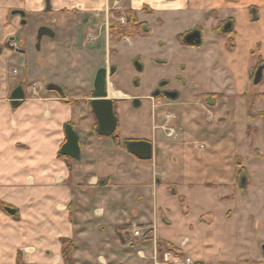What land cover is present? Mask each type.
Returning <instances> with one entry per match:
<instances>
[{
    "label": "crops",
    "instance_id": "0c3cea01",
    "mask_svg": "<svg viewBox=\"0 0 264 264\" xmlns=\"http://www.w3.org/2000/svg\"><path fill=\"white\" fill-rule=\"evenodd\" d=\"M42 1L0 0V15L11 8L37 11ZM52 1L56 11L105 9V0ZM127 2L137 13L149 6L160 28L176 14V42L201 30L199 46L156 43L164 53L176 50L182 85L163 68L145 79L143 89L132 90L128 59L139 54L122 56L120 45L111 57L106 47L81 43L77 34L44 43V56L27 43L19 54L23 73L11 70L17 77L9 78L7 62L17 55L0 54V264H16L19 254L25 264H62V239L73 242V258L84 264H181L185 257L203 264H264V236L255 233L264 225V188L252 202L247 165L264 159L257 145L264 138V109L257 106L264 100V69L253 82L264 63V29L257 35L254 24L264 15V0ZM78 19L88 17L80 13ZM226 20L231 50L225 39L211 37L218 21ZM4 23L0 18V40L15 33ZM136 45L143 44L131 49ZM108 64L121 66L107 81L117 118L113 138L96 133L90 107L95 73ZM162 78L178 97H151ZM48 84L61 87L62 95L47 90ZM18 85L24 99L14 107L10 95ZM66 125L78 135V161L59 154ZM130 140L150 142L152 159L131 155L125 147ZM135 229L142 236L149 232L147 239L135 238ZM157 241L175 252L163 248L159 254Z\"/></svg>",
    "mask_w": 264,
    "mask_h": 264
},
{
    "label": "flooded vegetation",
    "instance_id": "af4514ba",
    "mask_svg": "<svg viewBox=\"0 0 264 264\" xmlns=\"http://www.w3.org/2000/svg\"><path fill=\"white\" fill-rule=\"evenodd\" d=\"M20 1H24V0H20ZM115 4L117 5L118 3L116 2ZM130 10L133 9L131 8L126 9L125 13ZM105 12L106 9H93V12L82 11L80 9H71V10L61 9L59 11H56L52 0H43L41 9L37 11H28L25 8H11L4 17L0 15L1 16L0 18L5 20V23L3 24L4 26L3 28L8 29L9 27H12L15 29L14 30L15 33L5 35L4 38L0 40V54L7 52L10 55L12 54L24 55L25 53L24 49L26 47V44L28 43V45H30V47L32 48L33 52L35 51L36 54L38 55L42 54L44 56L47 52L46 48L44 47V43H60L61 38L64 36L71 38L72 40L73 37H76L77 34L78 39L79 41H81V43H87L89 46H96V47L102 46L104 48L106 47L107 49L106 53L108 56L111 57L117 56L118 54L117 46L127 44L129 49H131L132 48L131 46L134 44L131 43V39L136 37L123 36L121 38H118L117 32H115V30L112 29L113 25L111 24V21L116 20V23L126 26L127 23H126L125 14L123 13V17H118V16L112 17L109 22L107 20L108 16L106 15ZM80 13H83L85 14L86 17H88V19L85 22L78 21L79 20L78 15ZM136 16H137V12H136ZM101 17L103 23L98 25L97 22L101 20L100 19ZM228 24H229L228 20L218 21L215 27L217 28L218 26L217 29L221 33H230L232 31L231 24H229L230 28L228 30H225ZM197 31H199L201 35L202 33L201 30L198 29ZM189 33H185L177 37V42L182 45H186V43L184 42V37ZM105 35L108 37V39L106 40H104ZM123 41L128 43H121ZM67 43H71V42L68 41ZM154 62L158 63V61L156 60ZM128 63L129 66L136 73L139 74L143 72L144 65L142 63L140 55L135 54L133 57L128 59ZM120 67H121L120 65L108 64L100 67L99 69H97V71L100 69H105L107 70V73H109V71L112 70V74L110 76L108 75L107 77V81H108V79L116 75ZM50 86L57 87V85L48 84L46 86V89L49 90ZM18 87L22 88L21 85H18L14 87L13 91L16 90ZM31 87L35 88L34 85H32ZM132 87L135 89L140 87L138 79L135 78L132 80ZM59 89L62 92L63 89L61 87ZM51 91H56V90H51ZM171 94L175 95V97L179 96L175 90L169 88V81L166 80L165 78H162L160 81H158L156 87L151 92V97L168 100L170 99ZM134 100H138L139 102H137V104H133V106L139 108L141 106V100L138 97H135L133 101ZM114 106L115 103L113 102V111L115 114ZM130 141H134V140H130ZM135 141H145V140H135ZM262 246H264V243H261L260 245L261 253H262Z\"/></svg>",
    "mask_w": 264,
    "mask_h": 264
},
{
    "label": "rangeland",
    "instance_id": "374dc122",
    "mask_svg": "<svg viewBox=\"0 0 264 264\" xmlns=\"http://www.w3.org/2000/svg\"><path fill=\"white\" fill-rule=\"evenodd\" d=\"M169 1L173 2L174 0H169ZM175 1L177 2V0H175ZM116 2L118 3L117 5L115 4ZM128 7L129 6H128L127 0H105V9H106L105 13L108 16L107 20L110 22L111 18L115 17L116 12L120 13L119 17H123V13H125L126 9H129ZM148 9H149V6L147 8L143 7L137 13V20L139 23L146 24L149 26V28H150L149 35H147L146 37H136V38L131 39V43H142L143 45H140V46L136 45L134 47V49H129L127 44H124L122 46V50L124 53V54H121L122 56L132 54L133 52H136L139 55H141V53L143 51V56L141 57V60L144 62V65H145L143 72L138 74L132 68L127 69L129 85H130L132 90H139L140 91L141 89H143L142 85H143V83H145L144 82L145 79H151V78L156 77L159 73H161V70H163V68H164L165 69L164 71L166 73H169L170 75L174 76L173 80L175 81V83L177 85L180 86L183 83L182 82L183 76L181 74L183 65L182 64L180 65L178 62V54H177L176 50L175 49H169L168 51H166V53H164L165 51L158 48V44H156V43H160L161 41L164 43H178L175 41V35L177 34V30H178V25H177L176 21H174L176 19V14H173V13L168 14L167 21L165 22L164 27L160 28L159 25L157 24V18L158 17H155L153 15H149V14H151V10L149 9V11H148ZM168 17H169V19H168ZM100 19L101 20L97 22L98 25L103 23L102 17ZM114 22H116V20H114ZM259 22L262 23V26L259 25ZM254 24H256L255 28H257V30H255V33L257 35H259L260 33H262V31L264 29V15L260 14L259 21L255 22ZM213 29H214V27L212 28V30ZM216 34L217 33H215V32L211 33L212 41H214V40L216 41V39H217ZM106 39H108V37L105 35L104 40H106ZM121 43H128V42L123 41ZM128 50H129V53H128ZM158 59L167 61L166 66L162 67L161 65H157L154 61L158 60ZM7 62H8V68H9V78L17 77V75H14L11 73L12 68H16L20 73H23L24 60L22 57H19V55H17L15 57L9 58L7 60ZM262 66L264 69V64ZM259 67H261V66H259ZM222 68L224 69L223 72H226L227 69H225V67H222ZM18 77H19V75H18ZM223 77H225V76H223ZM135 78L139 80L140 88L138 87V89L137 88L135 89L132 87V80ZM262 86L264 88V84L261 85L260 87H262ZM204 88H208V86L206 84H204ZM137 93H138V91H137ZM259 105H261L262 108L264 109V100L260 101L257 106H259ZM249 107L251 108L252 106L249 104ZM263 121H264V119H263ZM249 124H251V122ZM168 129L173 130V128L171 126H169L166 130H168ZM115 135H117V133H115ZM259 140L260 141H258L259 143H257V145L263 150V153H264V138H262V140L261 139H259ZM247 165L249 168H251L250 170H251V174H252V178H251V184H252L251 190L252 191L249 194L251 197V201L253 202L254 198H256V197L258 198L259 192H261L262 189L264 188V172L260 168V167H262V165H264V159H263V161H258L254 158H251L250 160H248ZM237 202L240 204V202L238 200H237ZM241 211H242V209H241ZM243 219L244 218L242 217V220ZM239 221H241V218L239 219ZM134 226H135V228L140 227L139 225H134ZM255 233L258 234L259 236L261 234L264 236V225L261 224L260 230L256 231ZM143 237L144 236L140 237L139 240L141 241ZM254 239L257 240L256 242L260 243V240L258 238L255 237ZM185 258H187V257H185ZM184 259L182 260L181 264H183ZM74 264H84V263H82L81 260H77V261L74 260ZM147 264H149V262H147ZM151 264H153V263L151 262Z\"/></svg>",
    "mask_w": 264,
    "mask_h": 264
},
{
    "label": "water",
    "instance_id": "95a60500",
    "mask_svg": "<svg viewBox=\"0 0 264 264\" xmlns=\"http://www.w3.org/2000/svg\"><path fill=\"white\" fill-rule=\"evenodd\" d=\"M230 25L225 28L228 30ZM184 42L188 46H199L201 43V35L199 31H193L184 37ZM262 67H259L254 75V84H257L262 77ZM112 74V70L100 69L97 71L93 81V91L90 99L91 111L96 119V133L103 137H110L115 133L117 128V119L113 111V101L108 98L107 94V77ZM49 90H56L60 95L62 92L58 87L50 86ZM171 99L175 95H170ZM24 99V93L21 87H18L10 95L11 105L16 107ZM138 100H134L133 104H137ZM66 142L61 147L59 154L69 157L75 161L80 159V149L78 143V135L70 125L65 126ZM127 151L140 161H149L153 156L152 144L148 141H128L125 143ZM9 214L13 215L14 210L7 208ZM264 255V246H262Z\"/></svg>",
    "mask_w": 264,
    "mask_h": 264
},
{
    "label": "trees",
    "instance_id": "16d2710c",
    "mask_svg": "<svg viewBox=\"0 0 264 264\" xmlns=\"http://www.w3.org/2000/svg\"><path fill=\"white\" fill-rule=\"evenodd\" d=\"M227 1H233V0H227ZM115 14H116L115 16H118V17L120 16L119 12H116ZM124 14H125L126 23H127L126 26L118 24L114 21H111V24L113 25L112 29L115 30V32H117L118 38H121L123 36L146 37L147 35H149V33H150L149 26L146 24H142V23L138 22L137 16H136V11L130 10ZM212 14H214V17H217L215 13H212ZM217 28H218V26H217ZM217 28L215 27L212 30V32L217 33L220 38L225 39L227 49L231 50L233 48V41L229 38V36L232 34V31L230 33H221V32H219V30ZM263 64L264 63H262L260 61L258 63V67L262 66ZM262 81L263 80H261V82ZM112 138H113V136H112ZM244 173H245L244 169L239 171V174H244ZM148 233L149 232H146V234H144L145 238H147ZM156 247H157L159 254L162 253L163 248H164V250H169L173 253L175 252L174 248L167 247V245H165V243H163L161 241H157ZM74 249H75V246L71 240H67V239L61 240L62 264H74V259H73ZM176 256L181 257V255H178V254ZM16 264H25L23 262L20 254L17 256Z\"/></svg>",
    "mask_w": 264,
    "mask_h": 264
},
{
    "label": "built area",
    "instance_id": "2783aa9c",
    "mask_svg": "<svg viewBox=\"0 0 264 264\" xmlns=\"http://www.w3.org/2000/svg\"><path fill=\"white\" fill-rule=\"evenodd\" d=\"M32 88H33V90L35 89L34 87H32ZM167 133H168L167 134L168 136H172L173 135V130L168 129ZM133 236L135 238H139V237H142V233H141V231L139 229H135L134 232H133ZM183 264H203V263L195 261L192 258L187 257V258L184 259Z\"/></svg>",
    "mask_w": 264,
    "mask_h": 264
}]
</instances>
